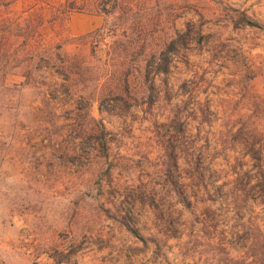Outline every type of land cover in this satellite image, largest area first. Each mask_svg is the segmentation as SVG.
Here are the masks:
<instances>
[{"label": "rangeland", "instance_id": "obj_1", "mask_svg": "<svg viewBox=\"0 0 264 264\" xmlns=\"http://www.w3.org/2000/svg\"><path fill=\"white\" fill-rule=\"evenodd\" d=\"M254 222L264 0H0V264H264Z\"/></svg>", "mask_w": 264, "mask_h": 264}, {"label": "trees", "instance_id": "obj_2", "mask_svg": "<svg viewBox=\"0 0 264 264\" xmlns=\"http://www.w3.org/2000/svg\"><path fill=\"white\" fill-rule=\"evenodd\" d=\"M254 26V25H253ZM256 27H258L257 25H255ZM148 72L150 73L151 72V70L149 69L148 70ZM167 72V68H166V64L165 63H163V62H161V63H159L158 65H157V68L155 69V72H153V73H155L156 75H159V74H161V73H166ZM238 201V199H232L231 200V202L233 203V204H236V202ZM236 211V213H238L237 211H238V209H236L235 210ZM220 217H222V216H220ZM164 222L166 223L165 225H167V227L169 228V231L170 232H172V231H174V233H177V230H175V229H173V222H172V220L170 219V218H167V220H164ZM250 224V223H249ZM250 228H251V231H260L261 233H262V237L264 238V229L260 226V225H258L257 224V222H254V223H252V224H250ZM258 230H257V229ZM131 232L134 234V236L139 240V241H143L144 242V240H143V238H142V236L139 234V232L138 231H133V230H131ZM158 235H160V234H156V236L158 237ZM162 235V234H161ZM164 235H166L167 236V238L166 239H171V238H175V239H179L180 238V236H178V234H176L177 236H168L166 233H164ZM191 235H194V232H193V234H191ZM157 245H158V247H160V244L159 243H157ZM224 247H227V246H224ZM255 264H256V262H255Z\"/></svg>", "mask_w": 264, "mask_h": 264}, {"label": "crops", "instance_id": "obj_3", "mask_svg": "<svg viewBox=\"0 0 264 264\" xmlns=\"http://www.w3.org/2000/svg\"><path fill=\"white\" fill-rule=\"evenodd\" d=\"M99 25H100V22L96 18H92V19L88 18L85 21V24L80 25V26L77 24V19L72 18L71 23H70V30L74 35H85V34L91 33L92 31L98 29Z\"/></svg>", "mask_w": 264, "mask_h": 264}]
</instances>
